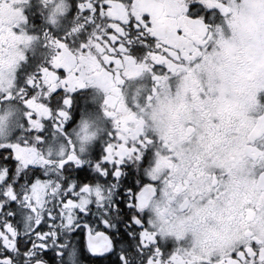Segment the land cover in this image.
Instances as JSON below:
<instances>
[{
  "label": "snow or ice",
  "instance_id": "snow-or-ice-1",
  "mask_svg": "<svg viewBox=\"0 0 264 264\" xmlns=\"http://www.w3.org/2000/svg\"><path fill=\"white\" fill-rule=\"evenodd\" d=\"M23 3L32 30L0 69V264H264V232L187 239L224 193L162 167L159 116L164 86L227 58L264 3L179 0L163 32L140 0ZM249 143L264 152V127Z\"/></svg>",
  "mask_w": 264,
  "mask_h": 264
},
{
  "label": "flooded vegetation",
  "instance_id": "flooded-vegetation-1",
  "mask_svg": "<svg viewBox=\"0 0 264 264\" xmlns=\"http://www.w3.org/2000/svg\"><path fill=\"white\" fill-rule=\"evenodd\" d=\"M36 2V0H34ZM235 7L260 5L264 0H232ZM155 15L161 32L176 22L179 0H140ZM23 0H0V69L21 54L32 25L22 23ZM228 57H209L208 65H192L179 80L163 88L159 116L167 130L171 153L162 167H173L205 197L213 182L224 195L204 200L202 227L185 236L191 244L211 251L228 233L264 232V170L257 157L264 152L249 137L264 127V14L253 11L238 38L224 37ZM129 71H134L129 66ZM191 129V131H189ZM179 178V179H180Z\"/></svg>",
  "mask_w": 264,
  "mask_h": 264
},
{
  "label": "clouds",
  "instance_id": "clouds-1",
  "mask_svg": "<svg viewBox=\"0 0 264 264\" xmlns=\"http://www.w3.org/2000/svg\"><path fill=\"white\" fill-rule=\"evenodd\" d=\"M179 178H180V176H179V175H177V176H176V179H179Z\"/></svg>",
  "mask_w": 264,
  "mask_h": 264
}]
</instances>
